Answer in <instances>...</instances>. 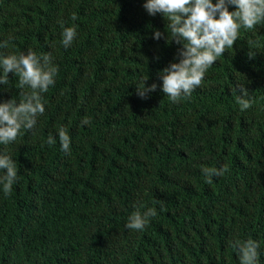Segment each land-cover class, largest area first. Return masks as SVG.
Instances as JSON below:
<instances>
[{
    "label": "trees",
    "instance_id": "trees-1",
    "mask_svg": "<svg viewBox=\"0 0 264 264\" xmlns=\"http://www.w3.org/2000/svg\"><path fill=\"white\" fill-rule=\"evenodd\" d=\"M144 3L0 0V42L11 36L0 54L50 52L58 67L36 128L0 145L18 168L9 196L0 186V264H240L229 241L249 238L264 264V25L241 28L201 86L172 103L158 73L180 45L153 38L167 21ZM65 27L77 32L68 48ZM9 76L0 102H19L29 90ZM141 79L158 85L147 99ZM239 84L254 100L244 111ZM225 165L206 182L202 167ZM149 207L157 215L143 230L126 227Z\"/></svg>",
    "mask_w": 264,
    "mask_h": 264
},
{
    "label": "clouds",
    "instance_id": "clouds-1",
    "mask_svg": "<svg viewBox=\"0 0 264 264\" xmlns=\"http://www.w3.org/2000/svg\"><path fill=\"white\" fill-rule=\"evenodd\" d=\"M229 6H235L234 10L230 11ZM143 7L152 16L162 14L167 21V35L156 29L153 38H164L166 43L180 45L177 50L179 59L158 73L162 80V92L172 103L191 96L201 86L206 71L226 50L233 49L234 43L239 40L241 28L255 32L258 25H264V0H216L215 3L213 0H145ZM72 19L75 20L76 16L73 15ZM61 36V44L65 48L70 47L77 36L75 27L63 28ZM10 40L11 36L0 42V48L7 47ZM248 48L247 55L253 58L256 48L251 45ZM53 61L50 52L37 55L29 50L19 55L0 54V86L9 84V74L12 73L18 77L19 88L29 90L21 92L19 102L13 97L0 102V145L15 142L22 129L36 128L38 117L45 112L42 94L55 84L58 73ZM146 81L141 79L135 84L136 94L142 99H147L158 87L157 83L149 85ZM237 93L241 111L249 109L254 100L243 84H239ZM81 123L87 125L90 120L85 118ZM69 135L64 127H60L56 135L65 153L70 152ZM56 137L49 133L47 144L54 145ZM227 170L226 165L201 169L208 183H211L212 177L223 176ZM17 173L18 168L12 157L0 154V186L5 197L11 194L13 185L17 183ZM156 215L155 207L143 211L137 209L128 216L126 227L143 230ZM229 246L238 256L240 264H259L260 245L257 241L234 239L229 241Z\"/></svg>",
    "mask_w": 264,
    "mask_h": 264
}]
</instances>
